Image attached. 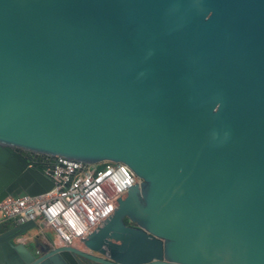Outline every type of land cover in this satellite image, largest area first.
I'll return each mask as SVG.
<instances>
[{
  "label": "water",
  "instance_id": "water-1",
  "mask_svg": "<svg viewBox=\"0 0 264 264\" xmlns=\"http://www.w3.org/2000/svg\"><path fill=\"white\" fill-rule=\"evenodd\" d=\"M45 157L139 182L99 255L35 257L29 221L0 264H264V0H0V202L51 190Z\"/></svg>",
  "mask_w": 264,
  "mask_h": 264
},
{
  "label": "built area",
  "instance_id": "built-area-1",
  "mask_svg": "<svg viewBox=\"0 0 264 264\" xmlns=\"http://www.w3.org/2000/svg\"><path fill=\"white\" fill-rule=\"evenodd\" d=\"M54 187L39 196H8L0 202V226L8 221H34L38 236L58 246L80 247L89 235L109 219L139 179L123 163L89 164L57 157L43 159ZM57 239L50 240L45 230Z\"/></svg>",
  "mask_w": 264,
  "mask_h": 264
},
{
  "label": "flooded vegetation",
  "instance_id": "flooded-vegetation-1",
  "mask_svg": "<svg viewBox=\"0 0 264 264\" xmlns=\"http://www.w3.org/2000/svg\"><path fill=\"white\" fill-rule=\"evenodd\" d=\"M126 224L130 225L131 222L128 218L125 219ZM1 233V232H0ZM21 242H24L29 249L31 250V252L34 254L35 257H39L40 253L42 252H46L49 247L50 244L46 241H44L43 239H41L40 236L35 235V236H24L22 238H20ZM65 247H69V246H65ZM77 249H80L82 251H85L87 253H90L92 255H99L97 253H94L90 250H88L85 246H80V247H74ZM43 254V253H42ZM91 262H94L93 260L78 255V254H74L70 259H64L61 261V264H90Z\"/></svg>",
  "mask_w": 264,
  "mask_h": 264
},
{
  "label": "rangeland",
  "instance_id": "rangeland-1",
  "mask_svg": "<svg viewBox=\"0 0 264 264\" xmlns=\"http://www.w3.org/2000/svg\"><path fill=\"white\" fill-rule=\"evenodd\" d=\"M40 231V229L38 227L34 228L28 235L35 236L38 234V232ZM46 235L50 238V240H56V234L52 229H46L45 230Z\"/></svg>",
  "mask_w": 264,
  "mask_h": 264
},
{
  "label": "trees",
  "instance_id": "trees-1",
  "mask_svg": "<svg viewBox=\"0 0 264 264\" xmlns=\"http://www.w3.org/2000/svg\"><path fill=\"white\" fill-rule=\"evenodd\" d=\"M13 224V221H8L0 226V232L6 230L10 225Z\"/></svg>",
  "mask_w": 264,
  "mask_h": 264
}]
</instances>
